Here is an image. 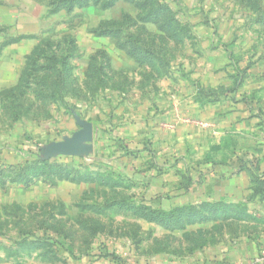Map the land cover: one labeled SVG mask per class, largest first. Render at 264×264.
I'll return each instance as SVG.
<instances>
[{"label":"rangeland","instance_id":"374dc122","mask_svg":"<svg viewBox=\"0 0 264 264\" xmlns=\"http://www.w3.org/2000/svg\"><path fill=\"white\" fill-rule=\"evenodd\" d=\"M85 1L87 10L48 17L40 44L0 57V264H206V250L245 235L255 241L264 234L256 206H177L144 173L145 161L116 162L115 139H93L90 157L64 146L49 159L37 153L70 135L81 110L94 129L115 127L117 96L124 107L128 98L115 92L125 85L115 75V38L134 56L136 65L117 68L135 70L138 91L129 95L141 103L154 105L161 85L198 81L213 43L234 50L232 59L219 50L214 67L264 86V0ZM244 142L264 150V139ZM128 143L137 155L145 144ZM257 178L264 182L263 172Z\"/></svg>","mask_w":264,"mask_h":264},{"label":"crops","instance_id":"0c3cea01","mask_svg":"<svg viewBox=\"0 0 264 264\" xmlns=\"http://www.w3.org/2000/svg\"><path fill=\"white\" fill-rule=\"evenodd\" d=\"M58 4L53 0H0V57L20 52L25 45L40 44L47 37L45 24L48 17L58 18L62 14L70 15L88 8L75 6L69 9L65 4ZM92 7L98 8L96 5ZM68 27L67 34L70 35L71 27ZM122 45L115 38V50L118 53H115V75L124 77L126 87L117 86L115 92H127L128 98L124 101V107L122 97L117 96L115 127L114 122L110 121V128L94 129L95 121L81 110L84 115L74 114L72 119L76 129L60 140L45 143L42 152L37 153L41 155L40 158L58 156L65 145L75 149L80 134L89 125L91 139L83 144L86 145L83 147L84 157H90L94 153L93 139H115L116 162L126 169L131 161H136L135 157L137 161H145L141 164L142 170L153 175L151 180L160 181V185H163L161 191L167 193L173 204L175 197L177 206L207 202L239 206L246 210L250 205L256 206L261 210L257 213L263 212L264 216V182L257 178L258 173L264 172V165L261 166L263 161L253 164L250 160L242 162L237 159L246 155L260 159L264 157L263 149H253L252 144L244 142L264 139V86L258 84V80L249 84L247 80L241 82V73L227 74L226 70L230 67H214V62L222 52L229 54L231 58L234 50L231 47L223 50L213 43L212 52L208 53V66L203 70L195 69L198 81L190 83L188 80L185 85L170 89L167 85H161L154 105L150 99L141 103L129 95L138 91L130 88L138 76L135 70L121 71L117 68L119 62L127 61L130 66L136 65L134 56L123 49ZM99 54L101 57L102 54ZM25 56L26 54L22 57L25 59ZM22 70L23 68L17 80L21 77ZM145 73L144 69L143 76ZM147 73L150 75L151 71ZM175 75L182 73L176 72ZM222 76L227 79L224 85L219 80ZM200 77H205L206 80L203 82L202 79L199 80ZM204 90L219 96L216 99H204L201 96ZM253 96L256 98L251 99ZM101 113L107 115L108 112L103 109ZM133 141L146 144L138 155L135 154V149L128 147L131 144L128 142ZM120 143L127 145L129 151H125ZM254 151L258 156L253 155ZM71 153L78 154L73 150ZM153 156L155 159L149 164ZM255 238V241L253 238L249 241L248 235H245L233 243L206 250V264H264V234L256 235ZM197 264H201L200 260Z\"/></svg>","mask_w":264,"mask_h":264},{"label":"trees","instance_id":"16d2710c","mask_svg":"<svg viewBox=\"0 0 264 264\" xmlns=\"http://www.w3.org/2000/svg\"><path fill=\"white\" fill-rule=\"evenodd\" d=\"M54 2H58L61 6L63 4H65V6L69 9H72L73 7L75 6H81V7H84V6H87L89 3H87L85 0H84V3L81 2V0H53ZM97 2V1H96ZM58 4V6H60ZM120 146L125 150V151H129L127 145H124L123 143H120ZM238 160L240 161H245V160H250L253 164H256L257 162V158H253V157H250L248 155L246 156H241V157H238L237 158ZM135 167V166H134ZM263 175H264V172H263Z\"/></svg>","mask_w":264,"mask_h":264},{"label":"water","instance_id":"95a60500","mask_svg":"<svg viewBox=\"0 0 264 264\" xmlns=\"http://www.w3.org/2000/svg\"><path fill=\"white\" fill-rule=\"evenodd\" d=\"M90 126L89 125H86L85 126V129L83 130V132L80 134V137H79V139H78V145L76 146V148L74 149V148H72L71 146H68V145H65L64 146V151L65 152H69V153H71L72 152V150L73 151H76V152H78V155L79 154H82V155H84L83 154V152H84V150H83V147L84 146H86V145H83L84 144V142L86 141V140H90L91 139V135H90ZM42 150V149H41Z\"/></svg>","mask_w":264,"mask_h":264}]
</instances>
